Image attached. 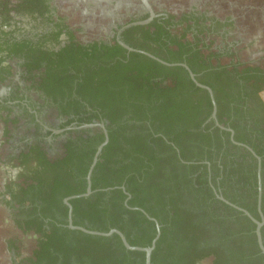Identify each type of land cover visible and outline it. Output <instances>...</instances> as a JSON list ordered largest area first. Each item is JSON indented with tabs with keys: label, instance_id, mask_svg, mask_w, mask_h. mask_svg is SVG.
Listing matches in <instances>:
<instances>
[{
	"label": "flooded vegetation",
	"instance_id": "flooded-vegetation-1",
	"mask_svg": "<svg viewBox=\"0 0 264 264\" xmlns=\"http://www.w3.org/2000/svg\"><path fill=\"white\" fill-rule=\"evenodd\" d=\"M221 3L0 0L7 264H264V46ZM144 56L182 91L127 93Z\"/></svg>",
	"mask_w": 264,
	"mask_h": 264
},
{
	"label": "trees",
	"instance_id": "trees-1",
	"mask_svg": "<svg viewBox=\"0 0 264 264\" xmlns=\"http://www.w3.org/2000/svg\"><path fill=\"white\" fill-rule=\"evenodd\" d=\"M208 49H210V46H207ZM222 55L221 53L218 52H214L211 49V52L208 55V58L211 59L214 56H220ZM204 56V53L201 54V57ZM181 56H172V57H166L163 58L165 61L167 62H177V61H182V59L180 60ZM187 62L189 63L188 65L191 67V69L195 70L193 68V63L191 60V57H188ZM244 64V63H243ZM235 65L239 66L241 65V63H235ZM131 67V74L133 76V78L135 79V83L136 85H133L132 89H129L128 91H126L127 93L130 92L133 96H135V94H143V93H148L150 94H155L156 92H158L161 89V85H162V80L158 81L157 78H159V75L157 74V69H162L164 70L166 73L169 74H173V82L174 84L178 83V89L181 90L182 88V80H184L183 77L179 78L178 76L175 75V73H182V72H186L185 68L182 66H166L164 64L158 63V61L156 60H150L148 57L144 56L143 57V61L142 63L139 65H134V66H130ZM229 68V64L223 66V69H228ZM125 69H128L127 67ZM235 69H239L238 67H235ZM259 69H261L259 66L253 67V66H247L245 68H243L241 75L243 76L244 79H250L253 78L254 76L259 75L258 72ZM167 76V74L165 75ZM164 76V78H165ZM120 82H122V79H119ZM193 85L195 86V84L193 83ZM182 91V90H181ZM135 94H134V93ZM175 107L173 105H168V104H164L163 106V110H162V114L164 116H169L170 112L172 109H174ZM29 188H32L31 186ZM23 189V188H22ZM25 190V189H24ZM7 192V191H6ZM25 191L22 190V194L25 193ZM21 193H12V197L16 198V196H20ZM39 193V192H38ZM38 193H34L35 196L33 197L34 199L36 198H44L46 200L47 203H49L51 197L49 198V195H51V192H49L47 194V196H42ZM53 193V192H52ZM38 194V195H37ZM48 197V198H47ZM18 201H22V200H18ZM5 202L9 205V207H11V200L9 199H5ZM26 201L24 200L23 203H25ZM17 223L19 225H21L22 223H20V220H16ZM31 221V220H30ZM31 223V222H30ZM34 224V223H32ZM37 224L33 225L36 226ZM28 228H31L32 225H28Z\"/></svg>",
	"mask_w": 264,
	"mask_h": 264
},
{
	"label": "rangeland",
	"instance_id": "rangeland-1",
	"mask_svg": "<svg viewBox=\"0 0 264 264\" xmlns=\"http://www.w3.org/2000/svg\"><path fill=\"white\" fill-rule=\"evenodd\" d=\"M224 1V0H221ZM229 5L220 4L218 11H232L240 18L239 28L244 37L255 36L256 32L261 33L260 42L256 46H264V0H227ZM232 5V6H231ZM255 55L258 50H250ZM249 49L242 50L241 56L248 60L250 57ZM1 187V184H0ZM6 204L0 202V264H7L9 256L7 243L10 238L16 236V229L10 221H7Z\"/></svg>",
	"mask_w": 264,
	"mask_h": 264
},
{
	"label": "water",
	"instance_id": "water-1",
	"mask_svg": "<svg viewBox=\"0 0 264 264\" xmlns=\"http://www.w3.org/2000/svg\"><path fill=\"white\" fill-rule=\"evenodd\" d=\"M191 75H192V77L194 78V74L191 72ZM121 234V233H120ZM122 235V234H121ZM258 235H259V239H260V244H261V246H262V249H263V251H264V247H263V245H262V242H261V237H260V232L258 231ZM122 237L124 238V236L122 235ZM148 250V253L150 254V249H147Z\"/></svg>",
	"mask_w": 264,
	"mask_h": 264
}]
</instances>
